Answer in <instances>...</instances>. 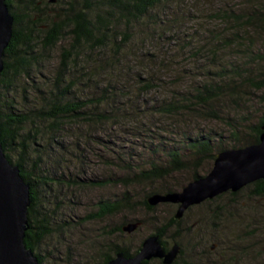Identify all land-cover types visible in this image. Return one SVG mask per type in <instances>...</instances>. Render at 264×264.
<instances>
[{
  "label": "rangeland",
  "instance_id": "1",
  "mask_svg": "<svg viewBox=\"0 0 264 264\" xmlns=\"http://www.w3.org/2000/svg\"><path fill=\"white\" fill-rule=\"evenodd\" d=\"M38 1L42 13L52 15L64 14L70 5L72 11L76 12L88 10L92 4L90 0H60L55 3ZM160 8L157 23L148 19L140 23L141 26H134L124 49L117 52L111 49L94 50V53L80 55L75 67L77 70L72 73H84L81 74V85L88 79L91 81L85 86L80 85L81 88L76 89V96L84 99L93 94L98 95L95 85L103 88L111 83V86L116 87V92L122 91L119 95L122 102L134 105L132 98L137 96L135 108L143 111V100H147V103L151 101L147 104L151 105L154 101L169 99L177 93L189 91L204 82L205 78H216L217 73H220L229 76V80L234 78L230 83L238 97L235 95L221 100L217 109L219 119L183 124L186 125L184 130L193 133L196 129L210 131L215 135L219 147L227 150L232 148L234 142H238L237 138L239 143L249 140L252 127L264 117V88L257 89L250 84L253 79L261 82L263 78L264 61L259 59V55L264 52V30H254L242 23L237 30L239 36L236 37L233 32H236L237 26L218 18L221 14L231 19L236 15L261 16L264 0H166ZM69 42L70 39L66 37L44 53V61L28 75L31 79L22 76L18 80L14 95L18 111H26L24 105L29 109L38 106L40 100L36 96L40 95L32 88L36 86L34 84L42 85L43 82L50 85L49 81L55 78L58 71L61 53ZM210 50H216L218 54L214 56ZM108 60L116 65L106 67ZM137 79L140 84L145 80L153 82V90L145 92L142 89L144 91L141 93L137 89ZM23 96L27 98L25 103ZM233 127L238 132L237 137L232 136ZM86 129L88 126L85 125L74 127L76 135ZM74 131L66 127L47 150L49 156L44 158L45 170L54 177L51 196L47 194L46 200L55 208L57 202L54 216L58 218L54 219L60 226L63 223L65 225L58 229L55 225L56 230L41 243L39 253L45 259L43 264H100L113 246L134 249L150 234L165 229L177 207L162 203L155 206L154 212H147L137 207L136 202L141 201L150 192L149 189L131 187L136 207L134 212H119L91 220V216L98 212L99 201L121 198L124 190L116 184L83 188L82 183L87 179L119 176L117 169L111 167L116 148L122 146L128 150L130 145L115 143L111 139L112 148L109 146L111 150L108 148L107 151L102 145L108 135L101 130L94 133L98 144L93 142L85 147L82 146L85 140H78ZM114 132L116 127L112 129ZM166 136L174 140L178 138L172 134ZM76 144L78 149H75ZM133 145L135 147L139 142L133 141ZM79 150L84 152L81 154V160L85 162L83 164L76 159ZM57 158L59 161L61 158L59 165L55 161ZM212 166L213 161L203 163L197 171L198 175L205 177ZM191 172L176 174L169 182L178 184L179 192L191 182ZM73 179L80 186L70 181ZM250 191L251 188L247 187L236 197L225 193L220 198L191 207L184 213L180 225L167 231L164 236L169 249L174 245V239L182 246L185 253L179 258V263L264 264V196H252ZM222 209L230 213L227 215L225 211L221 212ZM213 212L215 216L220 214V222L215 220L211 223ZM137 221L141 224L134 232H116L117 227ZM213 245L215 248L211 250ZM151 264L160 263L153 260Z\"/></svg>",
  "mask_w": 264,
  "mask_h": 264
},
{
  "label": "trees",
  "instance_id": "2",
  "mask_svg": "<svg viewBox=\"0 0 264 264\" xmlns=\"http://www.w3.org/2000/svg\"><path fill=\"white\" fill-rule=\"evenodd\" d=\"M90 1L92 4L88 10L83 9L76 12L72 11L68 3L70 6L64 10L62 15L42 13L38 0L6 1L9 13L14 17V25L9 46L4 51V70L0 74V144L9 163L19 168L21 178L30 187L29 222L24 243L37 257L39 264L45 261L39 253L41 243L52 235L53 230H56L55 225L57 229L65 225L63 223L60 226L56 222L58 217L54 214L57 213V202H55V208L46 200L47 194L51 196V184L54 177L45 170L46 160L44 158L49 156L47 150L52 147L55 140H58L60 133L65 131L66 127L74 131V127L88 126L85 132H79L77 135L74 131V136L78 140H85L82 145L85 147L93 142L97 143L94 133L101 130L108 135L106 142L103 141L105 143L102 145L107 151L110 149L111 139L115 143L130 145L128 150L122 146H118L117 151L112 149L116 154L111 167L117 169L119 176L106 177L101 180L87 179L82 183L83 188L89 185L105 187L116 184L122 186L124 190L121 198L113 201L109 199L99 201L98 212L91 216V220L102 219L119 212H134L136 207L131 187L149 189L150 192L136 204L138 203L137 207L147 212H154L156 208L149 206L146 202L150 195L179 190L178 184L169 182L170 178L176 174L192 171L190 180L194 181L202 177L197 171L203 163L213 161L216 152L227 150L225 147H219V144L215 142V135L210 131L202 132L198 129L195 133L185 131L186 125L183 124H191L200 120H217L219 119L217 109L221 100L235 95L238 97L235 88L230 83L234 81V78L229 80V76L220 73H217L216 78H205L204 82L189 91L177 93L169 99L154 101L151 105H147L151 101L147 103V100H143L141 101L143 111L135 108L137 96L132 98L134 105L127 101L122 102L119 96L122 91L116 92V87L111 86V83L103 88L95 85L99 92L98 95L93 94L84 99L77 97L76 89L91 81L88 79L81 85V74L84 73H72L77 70L75 67L78 65L80 55L94 53V50L108 51L111 49L117 52L124 49L136 24L148 19L155 20L157 23L160 17V6L166 0ZM261 13V16L256 17L236 15L232 19L226 14H221L218 19H225L226 23L237 26L236 32H233L237 37L239 36L238 27L242 23L253 27L254 30H264V10ZM66 37L70 39L69 45L61 53L58 71L55 78L49 81L50 85L47 86L44 82L42 85L34 84L36 85L34 87L31 85L32 89L40 95L36 96L40 100L38 106H32L29 109L24 105L26 111H18L14 96L17 92L18 80L22 76L28 77L31 71H34L44 61V53L56 47ZM212 51L210 50L211 53ZM213 53L216 56L218 51L214 50ZM259 59L264 61V52L259 55ZM112 64L115 63L108 60L106 67ZM221 72L224 73L223 70ZM261 75L263 77L261 82L254 79L250 81V84L257 89L264 88V72ZM138 80H136L137 83H139ZM153 85V82L145 80L139 83L137 89L141 90V93L144 91L142 89L150 92L153 90ZM240 85L241 83L238 87ZM22 99L25 103L27 98L23 96ZM263 126L264 117L252 127L249 140L239 143V138H237L238 142H234L231 149L257 144L263 132ZM114 127H116V132L112 133ZM234 129L233 127L232 136L237 137L238 132ZM170 134L177 135L178 138L174 137L176 140L171 137L167 138L166 135ZM133 141L139 142V145L134 147ZM76 147L75 149L79 148L77 144ZM83 153L79 150L76 155L80 164L85 163L81 160ZM58 158L55 159L57 165L61 162V158L60 161ZM70 181L80 186L76 179ZM247 187L251 188L250 195L264 196L263 180L243 189ZM239 192L229 194L236 197ZM50 206L51 210L48 209ZM223 211L227 214L226 209H222L221 212ZM213 213L211 215L212 224L215 220H222L220 214L215 216V212ZM180 223L181 220H175L172 215L165 229L150 235L158 236L165 250H168L164 236L167 231L177 228ZM68 225L69 223L66 224L67 227ZM121 228L122 225L117 227L116 232L122 233ZM173 242L181 246L176 239ZM141 244L142 242L134 249L115 245L110 248L109 254L104 255L100 264H107L118 253L130 258L139 251ZM183 253L185 252L182 249L180 257ZM143 264H150V262ZM174 264H187V262L179 263L178 260Z\"/></svg>",
  "mask_w": 264,
  "mask_h": 264
},
{
  "label": "water",
  "instance_id": "3",
  "mask_svg": "<svg viewBox=\"0 0 264 264\" xmlns=\"http://www.w3.org/2000/svg\"><path fill=\"white\" fill-rule=\"evenodd\" d=\"M6 1L0 0V74L4 70V51L9 46L14 25ZM49 2L55 3V0ZM262 131L257 144L218 152L208 175L191 181L179 192L150 195L147 204L152 207L162 203L177 206L173 218L181 220L191 207L264 181V126ZM29 206L30 187L21 178L19 168L9 163L0 144V264H39L24 243ZM139 226L137 221L121 229L132 233ZM178 254L177 245L165 250L158 236L150 235L142 241L134 256L127 258L118 253L107 264H143L153 259L161 260L162 264H173Z\"/></svg>",
  "mask_w": 264,
  "mask_h": 264
},
{
  "label": "flooded vegetation",
  "instance_id": "4",
  "mask_svg": "<svg viewBox=\"0 0 264 264\" xmlns=\"http://www.w3.org/2000/svg\"><path fill=\"white\" fill-rule=\"evenodd\" d=\"M174 245H177V244H174ZM178 247H179V254H178V257H177V259L174 261V263H176L178 260H179V258H180V256H181V253H182V246H179V245H177ZM214 248H215V246H214ZM169 250V249H168ZM154 261L156 260V261H158L159 263H161L162 264V261L161 260H158V259H153ZM153 260H151V261H153ZM151 261H150V264H151ZM173 263V264H174Z\"/></svg>",
  "mask_w": 264,
  "mask_h": 264
}]
</instances>
